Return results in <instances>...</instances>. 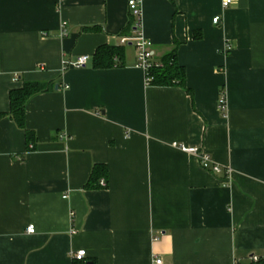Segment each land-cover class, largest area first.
Returning a JSON list of instances; mask_svg holds the SVG:
<instances>
[{
	"label": "crops",
	"instance_id": "obj_1",
	"mask_svg": "<svg viewBox=\"0 0 264 264\" xmlns=\"http://www.w3.org/2000/svg\"><path fill=\"white\" fill-rule=\"evenodd\" d=\"M221 3L142 4L143 37L156 60L176 48L183 87L147 85L120 43L136 33L128 0H0V264L264 262V0ZM103 44L124 46L122 65L93 67ZM31 81L51 87L25 104L27 144L9 93ZM94 165L107 178L85 188Z\"/></svg>",
	"mask_w": 264,
	"mask_h": 264
},
{
	"label": "trees",
	"instance_id": "obj_2",
	"mask_svg": "<svg viewBox=\"0 0 264 264\" xmlns=\"http://www.w3.org/2000/svg\"><path fill=\"white\" fill-rule=\"evenodd\" d=\"M124 46H113L103 44L96 49L92 56L93 67L97 69L109 68L114 65H122L124 62ZM162 67H153L148 70L150 80L148 84L155 86L180 85L185 86V72L183 66L177 62L176 48L162 55L160 60ZM51 87V83L26 82L17 89L10 90L9 93V116L15 121L16 125L24 130L27 144H33L36 139L35 134L28 130L25 126V109L26 102L35 94L46 92ZM2 114H0V117ZM32 148V145H29ZM107 167L104 165H94L90 178L85 184V188H93L98 186L100 178H107ZM258 264H264L259 262Z\"/></svg>",
	"mask_w": 264,
	"mask_h": 264
},
{
	"label": "built area",
	"instance_id": "obj_3",
	"mask_svg": "<svg viewBox=\"0 0 264 264\" xmlns=\"http://www.w3.org/2000/svg\"><path fill=\"white\" fill-rule=\"evenodd\" d=\"M144 0H128V9L129 13L132 14L134 17V29L136 31L135 35L132 36V38H122L120 43L121 44H126L130 42L131 44H134L135 50H136V61L137 65L141 67L146 73V84L148 85V82L150 80V77L148 74V70L153 68V67H162V64L159 63L153 56V51L150 48L151 43L149 41L145 40L141 31V21H142V4ZM233 3V0H222V7L226 8L229 7ZM220 20V16H215L212 19V22L217 24ZM230 49V46L227 44L225 47V51L227 52ZM75 62L76 67H82L86 64L87 56H79ZM220 110H224L225 108V99L222 96L220 98L219 102ZM176 145V144H175ZM177 148H180L182 151L195 155L197 159H199L200 165L203 169L207 171H211L213 173H218L222 170V167L214 162L212 158H210L209 155L206 153L202 152L198 146H186L184 144H177ZM225 172L229 174L228 168H225ZM107 183L104 179L100 181V186L101 187H106ZM71 212V216H72ZM35 227L34 225H29L27 227V232L29 233H34ZM156 239V238H155ZM85 255V250L80 249V251L76 252L73 254L74 258L80 260L83 256ZM251 259L256 262L258 260V257L252 256ZM153 261L157 264H161V258L154 256Z\"/></svg>",
	"mask_w": 264,
	"mask_h": 264
}]
</instances>
